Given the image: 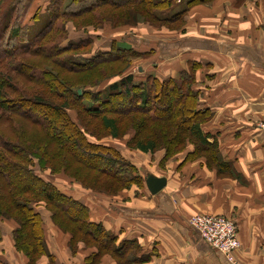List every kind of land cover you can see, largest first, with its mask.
I'll return each instance as SVG.
<instances>
[{
  "label": "crops",
  "instance_id": "obj_1",
  "mask_svg": "<svg viewBox=\"0 0 264 264\" xmlns=\"http://www.w3.org/2000/svg\"><path fill=\"white\" fill-rule=\"evenodd\" d=\"M54 1L41 0L35 10L42 12L33 16H45ZM177 6L174 9L179 10ZM184 20L181 33L171 31L166 40L154 43L132 32H117L101 34L107 42L103 47L98 45L99 35L89 33L60 46L83 43L91 47L87 54L91 56L116 47L148 57L144 59L149 64L138 59L136 71L125 76L135 82L190 76L195 110L203 114L200 131L208 143H215L217 163L225 167L217 169L207 156L195 154L191 141L172 158H166L162 149L126 150L128 140L97 142L120 153L139 173L142 185L95 195L52 183L60 194L82 203L90 222L100 224L116 244H136L135 260L127 263L104 254L94 263L97 248L81 242L73 247L70 235L59 231L41 206V229L53 262L42 255L35 264H228L189 228L188 220L197 215H224L236 224L239 247L231 254L233 264H264V137L256 126L264 114V0H214L211 6L192 8ZM148 174L166 179L160 193L147 191ZM0 224V264H29L14 248L17 224L13 220Z\"/></svg>",
  "mask_w": 264,
  "mask_h": 264
},
{
  "label": "trees",
  "instance_id": "obj_2",
  "mask_svg": "<svg viewBox=\"0 0 264 264\" xmlns=\"http://www.w3.org/2000/svg\"><path fill=\"white\" fill-rule=\"evenodd\" d=\"M212 1L186 0L185 8ZM66 2L67 4L64 6ZM175 2V0H157L156 2L154 0H55L51 3L50 10L46 12L45 21L37 35L27 39L24 37L25 33H29L28 28L21 26L18 21L23 20V16L19 18L15 16L12 19L10 17L12 10L1 11L0 66L12 67V71L15 73L28 72L30 74L27 77L30 80L34 79L35 75L37 79H40L37 82H42L44 80L42 73L33 75L36 70L30 69V65L27 63L31 58L40 56L51 59L50 61L57 67H61L69 73L73 71L77 73L89 72L101 65L121 63L120 59L137 54L132 50L115 47V49L111 48L109 52H101L84 58V55L79 51L87 47L83 43L61 47V42L54 43L49 38L48 41L44 40L45 42H43V39L47 38L48 33L54 35L58 33L59 24L63 20L71 17H73L71 19L77 20L84 19L85 15L94 11L99 12L105 8L114 11L117 9L127 10L134 6L140 14L148 12V15L156 23L180 21V17L184 16L185 11L183 13L182 10L179 13L178 10L172 9L176 6ZM156 9L172 10L168 11L169 14L166 16H159L153 12ZM94 16H98V14L91 17L94 18ZM3 39L5 46H2ZM70 51H74L78 55L75 62L78 67L74 65L68 68L66 65L68 60L66 53ZM190 80V76H186L184 73L177 79L165 81L147 77L144 81L135 82L132 76H127L119 83L84 95L83 92L80 94L73 92L69 87H60L52 77L45 83L49 84L51 88L60 90L58 91L60 96L55 95L54 98H60L58 101L61 100L62 103L57 104L56 101L42 103L35 100L30 105L27 102L16 101L17 103H14L13 100L6 99L4 90L11 88L7 82H2L0 83V123L17 118L19 113L21 117H32L36 111L31 105L38 108L43 106L48 110L43 114L47 119L42 115L40 119L34 118L32 121L35 124L44 123L46 125L50 140L53 142L52 146H55L56 149L49 150L45 145L35 144L33 147L36 154H44H42L43 162L54 159L58 162L59 170L65 168L73 176H77V168H84L90 173H95L98 178L107 177L113 181L115 192L129 188L134 184L141 186L142 180L134 173V167L116 150L98 144H89L83 140L82 132L78 126L67 118L65 111L68 107L75 108L88 118L100 120L102 130L116 140L119 137L118 121L128 120L131 115L141 116L139 120L132 119L131 127L137 132L138 130L145 132L149 130L150 134L146 140L142 141L136 138L138 137L136 132L135 137L128 143L132 150L154 153L162 149L165 151L166 158H172L191 141L196 146L195 154L207 156L213 165L216 164L217 169L225 167L222 163H217L215 143H208L207 136L200 131L199 123L203 120V114L195 110L197 100L196 95L190 92L188 86ZM24 105L29 106L30 109L19 111L18 108ZM185 110L191 115L189 123ZM66 131L68 134L64 135ZM33 147H30V150H33ZM79 148L84 149L81 154H79ZM27 155L28 151L24 146L17 148L0 134V202H5L7 206L4 210L0 207V215L18 221L20 228L14 232V245L19 252L26 255L29 264H35L36 259L42 255L51 259L44 245L41 219L29 205L30 202H35L37 199L43 200L48 206L47 208H50L51 218L55 225L61 231L70 233L72 244L81 242L86 246L97 248V252L91 258L94 263L104 254H109L121 261L125 258L127 263L135 260L133 256L136 255L138 249L136 244L132 242L116 244V238L106 233L100 224L90 222L88 209L82 203H77L65 195L62 196L50 183L27 170L22 165L28 163Z\"/></svg>",
  "mask_w": 264,
  "mask_h": 264
},
{
  "label": "rangeland",
  "instance_id": "obj_3",
  "mask_svg": "<svg viewBox=\"0 0 264 264\" xmlns=\"http://www.w3.org/2000/svg\"><path fill=\"white\" fill-rule=\"evenodd\" d=\"M71 1V0H68ZM157 0H154L156 2ZM176 6H181V8L174 9L178 10L179 13L183 10V17H180V21H171V23H161V22H154L153 19L148 15V12H142L140 14L136 11L134 6H131V8H128L127 10L117 9V10H111L109 8L101 9V11H94L90 14L85 15L84 19H70L63 20L59 24V31L55 35L53 33H48L49 35L47 38L43 39V42L46 40L48 41V38L52 40L54 43L57 42H63L66 40L72 41V39L77 37H85L86 35H92L94 34L99 35L97 38L98 45H107L106 40H102L100 38L101 34L103 36H110L117 32H132L134 34H137L139 36H144V38H150L153 40L152 42H157V40H166L170 34L171 31H178L177 34L181 33L182 28L184 26L185 22V16L186 13H188L189 10H191L194 7H198L199 5L204 6H211L212 2H207L205 4L199 3V5L192 6L190 8H185V2L186 0H175ZM41 0L35 1L34 3L31 0H1L0 2V12L3 11H10V17L13 19L16 17H22L23 20L20 21L19 24L21 26L27 27L29 33H25L24 39L29 38L30 36H36L39 32L40 28L42 27L43 22L45 21L46 16H39L37 19L36 15L42 11H36V5H40ZM171 9V10H172ZM171 10H162V9H156L153 12L154 14H158L159 16H166V14H169L168 11ZM17 13V14H15ZM33 14H36L33 16ZM94 14H98V16H94L92 18L91 16ZM169 16V15H168ZM125 30V31H124ZM24 33V32H23ZM22 33V34H23ZM174 35V33H172ZM81 35V36H80ZM93 36V35H92ZM45 40V41H44ZM2 46H5L4 39L2 40ZM101 47V48H102ZM100 48V47H99ZM115 49V47H113ZM93 49V47H92ZM111 50V49H110ZM154 50V49H153ZM83 55L91 54V47H86L85 49L79 50ZM150 51V50H149ZM101 52V51H100ZM152 54H156L155 51H151ZM130 56V57H129ZM127 58L120 59L121 63L118 64H108V65H101V67H98L96 69H93L89 72H72L69 73L68 71H65L61 67H57L53 62H51L49 59L45 57H34L31 58L29 62H27L30 65V69H35L36 71L33 72V75L35 73H42V77L44 80L42 82L40 79H37L34 75V79L30 80L27 76L30 73H23V72H13L12 67H5L4 65L0 66V83L7 82V85L11 88H6L4 90L6 99L13 100L14 103L20 102H27L29 105L33 101H40L42 103H50V101H56L55 103L60 104L62 103L61 100L54 98L55 95H59L60 91L57 88H51L49 84H46L45 82L52 77L55 78V82L57 85L59 84L60 87L65 88L69 87L70 90L73 92H80L84 93V95H89L91 92L102 90L103 88H107L110 85L119 83L121 79H123L128 73L135 72L137 69L136 62L139 59V61L143 62V60H147L144 58L148 57H138L137 55H129ZM67 57V66L73 67L75 65L76 59H78V55L74 51H70L66 53ZM91 57V55H87L84 58ZM142 59V60H140ZM156 59V58H155ZM150 60V58H149ZM152 60V59H151ZM149 64L148 61L145 62L144 65ZM143 65V66H144ZM152 64H150L151 66ZM78 67V65H75ZM8 80V81H7ZM55 84V85H56ZM58 86V87H59ZM79 94V93H78ZM17 101V102H16ZM86 104V103H84ZM33 109L36 111L32 117L30 116H17V118H11L10 121L0 123V134L3 135L5 140H7L11 145L16 146L17 148L23 147L28 151V157L29 161L28 163L22 164L27 168V170H30L33 174L40 177L42 180L50 183L53 187V183L56 182L58 185L57 187L62 189L63 187H67L70 190L76 191V189H82L85 191L93 192L95 195L97 193L100 194H109L113 195L117 192L116 190H113V181L107 177H101L98 178V176L93 172H88L84 168H77V176L70 175L69 172H67L64 169L59 170L58 168V162L54 161V159H50L48 161L43 162L44 156L42 154H36V150L34 149L33 145L35 144H41L48 147L49 150L56 149L55 146H52L53 142L50 140L49 131L47 130V127L44 123H38L35 124L32 119L34 118H41L44 112L48 111L43 106L40 108L34 107V105H31ZM31 107V108H32ZM29 110V106H23L19 107L18 110ZM39 112V113H38ZM67 118L76 124L78 126L79 130L82 132V138L83 140H86L89 144H97V142H106L112 140L106 131L102 130L100 125V120L96 118H88L83 113H79L75 108L66 109L65 111ZM186 117L188 119V123L191 120V115L188 114L187 110H185ZM264 115V114H263ZM262 115V117H263ZM43 117L47 119L44 115ZM141 116L138 115H131V118H128V120L124 121H118V131H119V137L117 139L121 141L128 140L127 142H124V145L126 150H132L130 148V145H128L129 141L135 137L137 130H135L132 126V119L139 120ZM147 119V118H146ZM144 119V120H146ZM263 118H261L262 120ZM63 128V127H62ZM65 133V134H64ZM63 134H68L67 131ZM62 134V133H61ZM150 131H141L138 130L137 135L139 140H146L147 136H149ZM62 136H60L61 138ZM63 138V137H62ZM116 140V139H114ZM187 139L185 140V142ZM122 143V142H121ZM21 145V146H20ZM30 147H33V150H30ZM18 150V149H17ZM83 148H79V154L83 152ZM48 154V150H47ZM44 155V154H43ZM121 156V155H120ZM122 157V156H121ZM123 158V157H122ZM124 159V158H123ZM11 160V159H10ZM126 160V159H125ZM12 161V160H11ZM127 161V160H126ZM57 168V169H56ZM135 169V168H134ZM59 170V171H58ZM76 172L75 170H73ZM138 177H140L139 173L136 171L134 172ZM50 181V182H49ZM53 182V183H52ZM136 185V184H134ZM139 186V185H136ZM140 187V186H139ZM55 188V187H54ZM56 189V188H55ZM59 192V191H58ZM63 196V195H62ZM70 198V197H68ZM72 199V198H71ZM73 200V199H72ZM29 205L33 209L34 213L38 214L39 219H41L39 215L38 210L41 206L50 214V218L52 217V213L50 208H47L46 203L41 200L37 199L35 202H30ZM1 209H6V203L0 202ZM7 220H13L17 224V229H15L13 234V241L15 234L14 232L16 230H19L20 225L17 220H14L13 218L6 217L4 215H0V223H3ZM53 222V218H51ZM55 225V223L53 222ZM41 225H42V219H41ZM55 227L61 231L56 225ZM0 229L1 224H0ZM42 231V229H41ZM63 232V231H61ZM65 232V231H64ZM69 235L70 233L67 232ZM2 234L0 233V242L2 239ZM71 237V235H70ZM44 238V237H43ZM80 244V243H79ZM77 244V245H79ZM84 247L88 248L89 246H86L84 243H81ZM45 245V242H44ZM73 247L76 246V244L72 245ZM15 248V245H14ZM16 249V248H15ZM17 250V249H16ZM47 250V247H46ZM18 251V250H17ZM19 252V251H18ZM21 253V252H19ZM24 254V253H21ZM25 255V254H24ZM26 256V255H25ZM41 257V256H40ZM38 257L37 259H39ZM134 257V256H133ZM36 259V261H37ZM47 260L51 263V259L47 257Z\"/></svg>",
  "mask_w": 264,
  "mask_h": 264
},
{
  "label": "built area",
  "instance_id": "obj_4",
  "mask_svg": "<svg viewBox=\"0 0 264 264\" xmlns=\"http://www.w3.org/2000/svg\"><path fill=\"white\" fill-rule=\"evenodd\" d=\"M262 118L256 126L264 137V115ZM188 226L202 242L222 255L228 264L234 263L231 254L239 247L238 227L230 218L224 215H197L188 220Z\"/></svg>",
  "mask_w": 264,
  "mask_h": 264
},
{
  "label": "water",
  "instance_id": "obj_5",
  "mask_svg": "<svg viewBox=\"0 0 264 264\" xmlns=\"http://www.w3.org/2000/svg\"><path fill=\"white\" fill-rule=\"evenodd\" d=\"M80 94V92H78ZM166 179L164 177L158 178L155 177L152 174H148L145 177L144 185L147 189V191L151 195H156L162 191V189L165 187Z\"/></svg>",
  "mask_w": 264,
  "mask_h": 264
}]
</instances>
